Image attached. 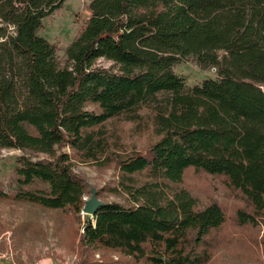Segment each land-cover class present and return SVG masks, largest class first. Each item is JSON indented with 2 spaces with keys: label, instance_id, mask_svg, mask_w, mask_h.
Instances as JSON below:
<instances>
[{
  "label": "trees",
  "instance_id": "16d2710c",
  "mask_svg": "<svg viewBox=\"0 0 264 264\" xmlns=\"http://www.w3.org/2000/svg\"><path fill=\"white\" fill-rule=\"evenodd\" d=\"M63 2L0 0V150L24 151L14 198L79 215L90 189L74 161H115L131 203L83 213L78 264H105L100 249L131 264H207L232 242L215 233L227 213L183 186L188 169L244 201L238 225L264 216V0H91L61 59L40 30ZM188 56L217 76L187 86L173 67ZM113 118L157 139L120 151Z\"/></svg>",
  "mask_w": 264,
  "mask_h": 264
},
{
  "label": "rangeland",
  "instance_id": "374dc122",
  "mask_svg": "<svg viewBox=\"0 0 264 264\" xmlns=\"http://www.w3.org/2000/svg\"><path fill=\"white\" fill-rule=\"evenodd\" d=\"M90 1L64 0L44 18L40 34L56 45L59 58L65 59L67 46L90 16ZM102 63L109 62L103 60ZM173 69L184 77L187 86L217 76L215 67H202L192 56L181 59ZM107 126L117 135L120 151H144L157 139L151 128H139L132 120L113 118ZM23 153L16 147L0 150V264H78L83 212L76 215L69 210L46 208L14 198L21 189L15 166L17 157ZM26 154L33 159L40 157L35 153ZM74 169L89 185L86 199L94 189L100 200L131 203L115 161L75 160ZM182 184L199 197L201 204L216 199L227 213L222 229L215 233H226L232 242L221 246L207 264H264V216L257 217L258 225H238L235 213L245 203L227 189L219 176L191 168ZM93 257L105 264H131L113 250H96Z\"/></svg>",
  "mask_w": 264,
  "mask_h": 264
},
{
  "label": "water",
  "instance_id": "95a60500",
  "mask_svg": "<svg viewBox=\"0 0 264 264\" xmlns=\"http://www.w3.org/2000/svg\"><path fill=\"white\" fill-rule=\"evenodd\" d=\"M103 202L98 198L96 194V190H92V195L90 198L86 199L85 205L83 207V213H88V214H94L96 207Z\"/></svg>",
  "mask_w": 264,
  "mask_h": 264
}]
</instances>
